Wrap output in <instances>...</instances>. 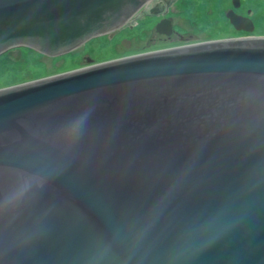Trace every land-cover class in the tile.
Listing matches in <instances>:
<instances>
[{"label": "water", "instance_id": "obj_1", "mask_svg": "<svg viewBox=\"0 0 264 264\" xmlns=\"http://www.w3.org/2000/svg\"><path fill=\"white\" fill-rule=\"evenodd\" d=\"M147 2L0 0V55H65ZM0 264H264V37L0 89Z\"/></svg>", "mask_w": 264, "mask_h": 264}, {"label": "rangeland", "instance_id": "obj_2", "mask_svg": "<svg viewBox=\"0 0 264 264\" xmlns=\"http://www.w3.org/2000/svg\"><path fill=\"white\" fill-rule=\"evenodd\" d=\"M260 3L263 0H241V6L236 10L244 16L251 11L249 17L256 29L253 34H248L236 31L226 17L233 9L232 0H148L132 18V25L93 38L65 55L51 57L29 47H24L23 56L14 61L1 54L0 89L79 69L86 58L100 63L201 42L264 37L260 32V28H264V4ZM253 7L260 16L258 22H255ZM163 19L173 22L174 33L170 37L156 31L157 24ZM124 40L131 42L130 48L122 45Z\"/></svg>", "mask_w": 264, "mask_h": 264}, {"label": "flooded vegetation", "instance_id": "obj_3", "mask_svg": "<svg viewBox=\"0 0 264 264\" xmlns=\"http://www.w3.org/2000/svg\"><path fill=\"white\" fill-rule=\"evenodd\" d=\"M140 11V10H139ZM138 11V12H139ZM137 12V13H138ZM137 13L135 14V16L137 15ZM134 16V17H135ZM171 20V19H169ZM172 21V20H171ZM130 22H132V19L127 23V24H130ZM126 24V25H127ZM125 27V26H124ZM131 43V42H130ZM23 51H26V49H24V47H20V48H14V49H10V50H7L6 52H4L3 54H5V58L8 59V60H11V61H14L17 57L21 58L23 56ZM41 53V52H40ZM43 54V53H41ZM46 55V54H44ZM48 56V55H47ZM51 57H55V56H51ZM92 63H99V62H96V61H93L91 60ZM91 62L89 60L84 59V64L81 66V68L83 67H86V66H89L91 65Z\"/></svg>", "mask_w": 264, "mask_h": 264}, {"label": "trees", "instance_id": "obj_4", "mask_svg": "<svg viewBox=\"0 0 264 264\" xmlns=\"http://www.w3.org/2000/svg\"><path fill=\"white\" fill-rule=\"evenodd\" d=\"M262 4H264V0H263V3ZM261 3H260V5H262ZM253 13H254V17L256 18V20H255V22H258V20L260 21V16L258 15V10L255 8V7H253ZM136 17V16H135ZM258 24V23H257ZM129 25H132V23L130 22V24ZM256 26V25H255ZM259 28V27H258ZM261 30H260V32H262V33H264V28H260Z\"/></svg>", "mask_w": 264, "mask_h": 264}]
</instances>
